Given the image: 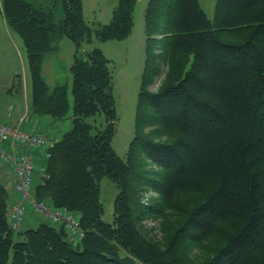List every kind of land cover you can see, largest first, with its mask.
Here are the masks:
<instances>
[{
	"label": "trees",
	"instance_id": "1",
	"mask_svg": "<svg viewBox=\"0 0 264 264\" xmlns=\"http://www.w3.org/2000/svg\"><path fill=\"white\" fill-rule=\"evenodd\" d=\"M113 1L111 22L92 27L82 0H3L26 48L33 114L54 124L72 108L71 129L49 136L57 142L35 196L74 214L85 235L77 240L48 221L15 233L0 182V264H264V0H216L212 19L199 0H149L124 159L112 146L110 61L85 48L93 37L130 36L139 0ZM61 36L77 50L72 107L67 85L50 90L42 76L43 56ZM105 178L119 191L112 223L101 201ZM152 192L157 199L145 204Z\"/></svg>",
	"mask_w": 264,
	"mask_h": 264
},
{
	"label": "rangeland",
	"instance_id": "2",
	"mask_svg": "<svg viewBox=\"0 0 264 264\" xmlns=\"http://www.w3.org/2000/svg\"><path fill=\"white\" fill-rule=\"evenodd\" d=\"M149 0H139L134 13V26L130 36L123 40L100 41L96 37L86 44L87 50L100 49L104 56L110 61L111 73L113 77V96L115 99V112L117 115V129L112 141V146L118 156L125 158L130 143L135 136V117L138 95L141 85V76L145 64V48H146V32H145V12ZM203 10L209 19L214 18L216 0H199ZM3 0H0V113L8 109L11 105V97L8 90L19 88L21 81H24L22 87V95L31 94V78L28 63V56L24 42L20 35L7 25L2 13ZM51 0H47L50 5ZM83 13L85 20L92 27L107 25L113 18V11L116 3L113 0H82ZM61 7L60 4H58ZM77 50L74 43L67 37H58L52 44V51L48 54L47 59L43 63L45 77L49 83L66 84L68 88L69 103L72 107L73 96L71 91L72 76L70 68L74 63ZM51 73V74H50ZM164 75L162 76V78ZM162 78L157 80L152 90H157ZM57 84V85H58ZM29 86V87H28ZM5 89V90H4ZM4 90V91H3ZM69 111V117L50 124L46 131L51 134H63L72 127ZM29 119V112H26L21 118ZM20 118V119H21ZM24 127V124H23ZM25 128V127H24ZM27 130V128H25ZM45 129V128H44ZM4 165H1L3 167ZM5 167V174L8 169ZM37 176L39 175L36 173ZM2 176V175H1ZM3 178V177H2ZM1 178V180H2ZM39 178V176H38ZM36 184L40 180H37ZM14 186V185H13ZM15 191V190H14ZM9 193V192H8ZM16 193V192H15ZM117 186L109 179L105 178L101 182V201L105 209L104 220L112 223L115 221V202L118 196ZM17 194V193H16ZM18 198V194H17ZM9 216L11 208L15 204V199L9 195ZM157 199V195L152 192L145 197V204L148 200ZM31 216L37 222L47 221V219L36 213H29L24 220L20 230L15 233L22 232L27 220L30 221ZM149 228H153L158 232L159 223H147ZM22 230V231H21Z\"/></svg>",
	"mask_w": 264,
	"mask_h": 264
},
{
	"label": "built area",
	"instance_id": "3",
	"mask_svg": "<svg viewBox=\"0 0 264 264\" xmlns=\"http://www.w3.org/2000/svg\"><path fill=\"white\" fill-rule=\"evenodd\" d=\"M27 117L12 124L0 119V176L5 175V167L14 180V190L18 194L11 208L9 220L14 232L20 230L28 214L33 212L47 219L51 224L63 226L75 239L81 240L85 231L79 219L65 209H54L47 202L35 196V158L33 152L40 151L45 157L57 142L44 131L33 133L23 124ZM1 165H4L1 167Z\"/></svg>",
	"mask_w": 264,
	"mask_h": 264
},
{
	"label": "crops",
	"instance_id": "4",
	"mask_svg": "<svg viewBox=\"0 0 264 264\" xmlns=\"http://www.w3.org/2000/svg\"><path fill=\"white\" fill-rule=\"evenodd\" d=\"M49 53L43 56L41 67H42L43 79L45 80L46 84L49 86L50 90H53V88L57 86L58 83H54V82L49 83L45 77V73L43 70V63L47 59ZM24 84L25 83L22 80L19 88H15L14 90L10 89L7 91L8 95L11 97L12 103L8 107V109L2 111V114L0 113V119L6 122L12 123V124H16L26 112H29V119L24 122V127L33 133L44 131L48 136L54 137L55 134H51L46 131V127L49 128V124L51 123L50 119L40 118V117L35 116L30 107V97L28 93H25V95L21 94L22 87ZM33 155H34L35 164H36L35 176L36 178H38L39 176L37 180H40L44 175L43 174V164H44L46 157L43 156L42 152L40 151L33 152ZM36 173H38L39 175L37 176ZM0 182H2L6 186V189L9 192V195L11 196V198L16 200L17 194L14 191V186H13L14 180L9 170L5 175L0 176ZM34 220H35L34 217L31 216L30 221L29 220L26 221L24 228L37 226L38 222L37 220L36 221Z\"/></svg>",
	"mask_w": 264,
	"mask_h": 264
}]
</instances>
